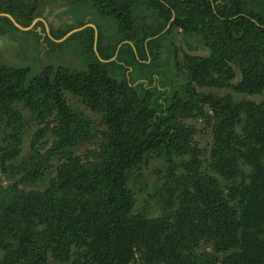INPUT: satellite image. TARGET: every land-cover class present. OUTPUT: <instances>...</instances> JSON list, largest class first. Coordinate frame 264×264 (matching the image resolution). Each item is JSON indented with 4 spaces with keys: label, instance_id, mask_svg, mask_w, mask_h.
Here are the masks:
<instances>
[{
    "label": "trees",
    "instance_id": "1",
    "mask_svg": "<svg viewBox=\"0 0 264 264\" xmlns=\"http://www.w3.org/2000/svg\"><path fill=\"white\" fill-rule=\"evenodd\" d=\"M82 2L87 4L75 6V14L83 17L90 10L94 27L64 43L86 63L89 74L66 69L51 74L48 69L26 78V71L0 64V131L10 127L14 133L0 141V174L17 185L0 184V264H52L53 257H61L60 264H264V103L201 96L179 86L169 89L166 81L174 71L159 67L161 41L153 39L175 15L172 25L201 36L211 51L197 64L196 84L230 86L229 61L238 59L244 79L237 90L262 95L264 21L242 14L233 0ZM147 8L159 13L164 23L146 22ZM5 20L11 33L33 35ZM17 22L22 27L31 24ZM127 28L133 29L134 38ZM111 33L133 41L136 52L124 45L114 61L105 62L117 50L111 42L105 44ZM71 41L77 43L75 48ZM142 58L159 70V96L151 112L125 82L123 66L140 64ZM64 92L101 117L107 127L104 142L97 143L93 121L67 105ZM179 93L182 98L175 100ZM22 110L30 112L29 124L45 122L57 110L64 125L51 131L55 140L45 155L41 150L48 142L42 140L50 132L41 130L31 142V152L15 163L28 128ZM186 118L202 119L211 129L208 165L193 144L194 129L183 125ZM91 142L96 148L83 159L78 151ZM160 155L168 156L173 171L154 196L149 194L154 205L149 208L145 202L149 211H141L139 196L146 186L138 188L137 176ZM55 159H65L66 164L49 183L46 173ZM6 161L11 163L6 166ZM37 183L40 191L18 189ZM41 226L44 232L37 230ZM69 245L77 251L71 252Z\"/></svg>",
    "mask_w": 264,
    "mask_h": 264
},
{
    "label": "rangeland",
    "instance_id": "2",
    "mask_svg": "<svg viewBox=\"0 0 264 264\" xmlns=\"http://www.w3.org/2000/svg\"><path fill=\"white\" fill-rule=\"evenodd\" d=\"M91 1V0H88ZM235 1L236 7H239L242 10V14H252L255 18L261 19L264 21V0H233ZM14 8L20 9L23 11L26 10L28 14V19L32 16L34 20L36 18H45L50 17L53 21L56 19L59 21L60 27H65V32L69 31V34H75L83 30V25L93 24L92 20L94 19V13L90 10L83 16L79 17L75 14L74 9L75 6L82 4L85 6L87 3H83L82 0H14ZM34 8V9H32ZM85 8V7H84ZM29 10L31 12L29 13ZM36 10V11H35ZM95 11V10H94ZM148 19L146 22H151L154 19L158 20V15L156 11H153L149 8L146 9ZM18 17V15H17ZM16 17V18H17ZM127 17V16H126ZM125 17V18H126ZM20 19V17H18ZM23 19V18H22ZM127 21H130L127 17ZM16 22V21H15ZM14 24V22H13ZM94 25V24H93ZM117 27V25H115ZM5 35L2 36L0 34V64L2 68L8 70H17V71H26L28 78L32 73L35 75L43 74L46 70L51 69V74H56L60 72L61 69H66L69 73H80L83 76L89 74V70L87 67L85 68L84 63L81 57L74 54V52H68L67 48H62L61 46H53V48L46 50L45 52L40 51L34 52L27 49H22L21 45L26 41H31L28 37H34L31 35L12 32L9 26H6L4 29ZM11 34V35H9ZM68 37L66 40L70 39L71 36ZM98 36V33H97ZM201 36L187 34L182 28L178 27L177 25L170 26L165 30L161 37L160 47H159V67L162 71L167 72L172 68H175L174 75L176 76V80L174 81V87L179 86L182 88H187L191 90V93L196 95H205V96H215L219 98L229 97L236 102H241L244 100L254 102L256 105H261L264 103V93L262 95H246L242 92L237 90L239 84L243 81L244 75L242 73V66L240 60L232 59L229 61V65L231 67V72L233 73V79L230 81V86L226 87L221 86V83L213 84L211 86H202L196 84L194 82V77L196 75L195 70L199 67L197 64L200 63L201 60L207 59L211 54L209 48L203 46L200 41ZM107 39H105L106 41ZM111 42L112 46L115 45V40L110 39L107 41V45ZM44 43H46L44 41ZM70 45L75 48L77 43L75 41H71ZM66 47V46H65ZM43 52V53H42ZM42 53V54H41ZM38 61V64L35 61ZM85 68V69H84ZM135 70L137 69V74L139 76V80H145V86L137 87V86H130L133 88L134 91L140 96V101L147 102V110L151 112L152 103L155 102V98L158 96L157 93L154 91L151 93L148 91L147 94L145 88L152 90V78L153 75L156 74L155 69L152 67H144L142 65H135ZM229 75L226 74V77ZM218 82H221L219 78V74L216 75ZM173 80H171L170 85L172 84ZM141 83H139L140 85ZM144 89V90H143ZM64 97L67 102V105L72 107L74 110H79L85 113L86 117H89L93 121V131L95 137L97 138V143L104 142V131L106 130V125L102 123L101 117L95 115L92 111L87 109L82 102L77 98L74 97L69 92H64ZM182 98V95L179 93L178 96L175 97V100ZM206 109H208L206 107ZM21 114L24 118H29L30 112L28 110H22ZM58 116L59 119H56ZM9 118H7L8 120ZM42 118H40V121ZM27 123V119L25 120ZM183 125L188 129H194V146L196 145L202 151L201 160L208 165V160L210 161L209 152L212 146V136H211V129L204 123L202 119L197 120L196 118H186L182 120ZM18 124H21L18 122ZM59 125H64L63 119L60 117L59 112L57 110L54 111V114L49 117L45 122H32L28 123V128L23 135L22 138V146H19V149L22 150V154L15 163H18L23 160L25 156H27L31 152V142L34 138H36L37 134L41 130H48L50 134L43 138L42 141L48 142L46 147L41 150L42 154H46L48 150L52 147V143L55 140L51 131L58 128ZM2 138L0 139L1 143L3 144L6 142L3 137L10 134L13 135L14 133L11 131L10 127H5L0 131ZM2 147V146H1ZM96 148V144L94 143H87L80 147L78 151V155L81 156L83 159L89 156L90 151L92 152L93 149ZM47 157V156H46ZM45 157V158H46ZM187 160L190 159V155L185 157ZM180 158H175V162L179 163L181 161ZM11 162L6 161V166L9 165ZM64 164H66L65 159H55L52 161V166L48 168V172L46 173V179L50 183L53 180L57 179L58 173H60L63 168ZM2 170L0 169V172ZM173 171L172 163L167 155H160L154 156L151 158V162L149 167H146L145 173L143 171V175H138L140 177L138 182L136 183L140 188H145V193L139 196V210L141 211H149L150 206L154 205V199L151 200L149 197L151 194L154 196L156 194V189L160 188L161 183L167 180V175L169 172ZM213 175V174H212ZM19 178V177H18ZM3 180V182H1ZM0 184L4 187L9 186H17L16 180L10 181L5 176L0 174ZM42 186L37 183L36 185H18V189L25 191V192H35L37 190H41ZM145 202L148 204L149 208L145 206ZM144 203V204H143ZM163 202L160 204V210L163 206ZM145 209V210H143ZM145 211V212H146ZM38 228L39 232H44L45 228ZM71 252L77 251L74 245L68 246ZM208 250H213L212 247H209ZM59 255V254H58ZM63 259L66 260V251H62ZM139 262V261H138ZM61 257H53L52 264H60Z\"/></svg>",
    "mask_w": 264,
    "mask_h": 264
},
{
    "label": "flooded vegetation",
    "instance_id": "3",
    "mask_svg": "<svg viewBox=\"0 0 264 264\" xmlns=\"http://www.w3.org/2000/svg\"><path fill=\"white\" fill-rule=\"evenodd\" d=\"M14 3H15L14 0H0V13L2 15L5 14V15L12 16L16 22H17V20H19L18 17H20L21 20H25L26 22L28 21V22L31 23L29 26H25L23 28H30L27 31H31L33 33L32 36H34V37H28V38L31 39V41H26V39H25L24 40L25 42L22 44L23 45L22 49H27V50H31V51L39 53L40 51L45 52L46 50H49V49L53 48V46H55L56 44H58V46H59V44H61L62 45L61 47L63 49L66 48L65 47L66 43H64V42L66 41L69 33L66 34L64 26L60 27V25H61L60 24L57 27L55 25L54 21L52 19H50V17H45V18L41 17V18H36V20H37L36 24L33 27H31L32 23L35 21L34 17L32 16L31 18L28 19V14L26 13V10L24 9L23 11H21L20 9L14 8ZM32 9H34V8H32ZM30 12H31V10H29V13ZM17 15H18V17H17ZM157 15H158V20L154 19V20H152V23L150 22V24H154V25L157 26L159 24L161 25V24L164 23V20L159 15V13H157ZM5 18H6L5 16H0V27H2L3 29H5V27L9 25L6 22ZM174 19H175V15L173 16V18L169 22V24H167L166 27L160 32V34L155 36L153 39L161 40V37H162L163 33L165 32V30L167 28H169L170 26H173L172 24L174 22ZM19 26L22 27V25H20V24H19ZM9 27H10V25H9ZM86 27H94V25L93 24H88V26L87 25L84 26V28H86ZM2 31L3 30H0V34H2ZM97 33L99 35L98 30L96 32V39H97ZM130 33H131V37L134 38L133 29H128L127 30V35L130 34ZM111 34H110V37H108V39L105 41V44L107 45V41H110V39H114L115 42H116L114 46L117 47V50H116V53H115V57L112 58L111 60L105 61V62L110 63V62L114 61L116 59V56L118 55L119 51L121 50L122 46H124V45H130L132 47L133 51L136 52V47H135L133 41H130V40H123L122 41V39L119 38V37L122 36V35H120V33L117 34V35L112 34V36H111ZM72 35L70 34L69 37L72 36ZM136 40L138 41V39H136ZM150 40H151V38L147 39L146 43H148ZM44 41L46 43H44ZM111 50H112V48H111ZM147 56H148V52H147ZM143 57H145V56L143 55ZM139 61H140L139 62L140 64L134 63L133 61H131V65L129 64L128 66H126V65L123 66L124 69L126 68L125 70L127 71L126 72V77L127 78H126L125 82L130 84V86H137L138 85L137 87H143V86H145L144 84L146 82L145 81L146 79L145 80H143V79L139 80V76L137 74L138 70L137 69L135 70V68H134L135 65H142L145 68L149 66V67H152L153 69H155L153 66H151V64H150L151 61L150 60L145 61V59L142 58ZM35 63L38 64L37 59H36ZM172 70L175 72V68H172ZM155 71H156V74H154L153 78H152V81H153L152 85H151L152 86V90L150 91V89H148V88H145L146 90H144V89L143 90L147 91V92L149 91L151 93L154 91L159 96V92H157L155 90V88L158 85V82L160 80V79H158L159 78V75H158L159 70L155 69ZM171 80H173V82L170 85V87H168V88L171 89V90H174L175 89V87H174V83L175 82L174 81L176 80V76L174 75V77L171 78V79H170V77H168L166 82H170ZM139 83H141V84L139 85ZM158 96L156 98H158Z\"/></svg>",
    "mask_w": 264,
    "mask_h": 264
},
{
    "label": "water",
    "instance_id": "4",
    "mask_svg": "<svg viewBox=\"0 0 264 264\" xmlns=\"http://www.w3.org/2000/svg\"><path fill=\"white\" fill-rule=\"evenodd\" d=\"M0 16H5L6 18H8L9 20H11L12 22H14V24H15V26L17 27V28H19L20 30H22V31H27V30H29L30 28H23V27H21V26H19V24L17 23V22H15V20H14V18L12 17V16H10V15H2L1 13H0ZM36 22H37V20H35L33 23H32V26L31 27H33L35 24H36ZM54 23H55V25L58 27L59 26V21H57L56 19L54 20ZM83 29H85V28H83ZM0 30H3L2 31V36H4L5 35V31H4V29L2 28V27H0ZM9 35H11V34H9ZM70 35V34H69ZM30 76H35V74L34 73H32Z\"/></svg>",
    "mask_w": 264,
    "mask_h": 264
}]
</instances>
